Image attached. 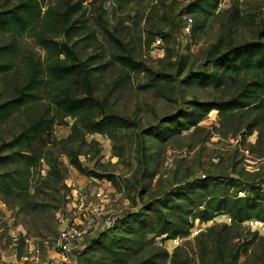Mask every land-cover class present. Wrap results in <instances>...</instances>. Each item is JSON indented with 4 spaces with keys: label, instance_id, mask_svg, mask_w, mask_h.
<instances>
[{
    "label": "rangeland",
    "instance_id": "1",
    "mask_svg": "<svg viewBox=\"0 0 264 264\" xmlns=\"http://www.w3.org/2000/svg\"><path fill=\"white\" fill-rule=\"evenodd\" d=\"M19 1L0 0V9ZM192 1L44 0L40 21L16 37L19 48L44 64L47 52L37 36L64 41V12L79 2L68 16L74 24L68 43L75 58L67 62H84L89 83L78 72L51 82L41 99L0 121V156L10 152L5 143L52 107L55 94L89 96L98 118L120 122L112 137L94 133L72 142L65 141L72 118L54 125L51 139L58 142L43 146L48 159H40L29 173L31 186L20 195L0 192V264H89V257L136 264L154 246L167 250L166 264H264V230L253 220L230 226L225 216L199 224L197 235L170 241L157 237L128 261L115 259L129 239L140 236L137 229L144 221L155 223L159 216L166 223L191 221L192 212L185 213L198 183L209 187L213 179L234 178L243 187L264 185V107L254 108L258 99L264 102V89L247 107L227 113L212 109L196 126L177 130L186 113L205 102L228 100L256 80L255 73L241 71L233 82L214 88L200 86L195 76L210 72L213 61L230 48L257 38L264 26V0H216L214 8L206 6L208 12L190 13L186 9ZM9 40V33H0V45ZM114 54L141 67L114 62ZM27 74L22 57H15L14 67L0 73V102L17 93ZM74 148L81 153L80 169L67 155ZM54 161L59 172L50 171ZM20 168L8 163L0 165V173ZM237 188L231 193L238 194ZM67 222L78 228L92 225L82 254L58 251L57 231ZM96 239L98 244L84 254Z\"/></svg>",
    "mask_w": 264,
    "mask_h": 264
},
{
    "label": "trees",
    "instance_id": "2",
    "mask_svg": "<svg viewBox=\"0 0 264 264\" xmlns=\"http://www.w3.org/2000/svg\"><path fill=\"white\" fill-rule=\"evenodd\" d=\"M44 0H20L16 5L6 9H0V33H9L10 40L0 45V73H6L14 67V58L22 57L28 70L24 84L17 90V93L0 102V121L6 120L20 107L30 102L41 99V93L51 84V82L62 81L69 78L74 73L83 74L85 84L89 83L88 75L90 70L84 62H67L69 58H75L72 45L69 41V30L74 28V24L69 21L68 16L78 10L79 2L69 5L64 12L62 24L66 25L64 30L65 40L62 42L37 36V43L47 52V61L43 64L40 58H36L31 51L21 49L16 43V37L22 35L27 29L36 26L43 17L42 2ZM121 2H131L133 0H119ZM216 0H194L186 9L187 12L203 13L209 8H214ZM206 6L209 8L207 9ZM45 11V10H44ZM48 11V10H46ZM50 12V11H49ZM193 31V29L191 28ZM114 62L135 70L140 64L121 55L112 56ZM213 69L210 72L198 74L195 81L200 86H212L218 88L222 84L231 83L235 76L241 71H250L257 76L256 80L247 83L242 90L234 97L225 101L205 102L194 111L186 113L183 123L177 130H186L196 126L199 121L212 109L222 113L232 110L242 109L257 101L260 92L264 89V26H262L257 38L235 47L230 48L223 56L216 58L212 63ZM141 67V66H140ZM219 69V70H218ZM221 69L224 73H219ZM256 99V100H255ZM260 98L254 108L264 107V102ZM51 105L47 106L37 118L33 119L17 135H15L5 146L10 150L6 155L0 156V165L16 163L22 169L5 171L0 173V192L3 194L20 195L21 191L27 190L31 186L28 176L32 169L36 168L40 159L46 158L47 152L44 145L58 142L52 138V129L58 122L66 117L73 119L70 125V133L65 141H74L86 134H105L113 136V129L120 122L118 118L103 116L98 118L94 112V102L89 96H70L55 94L51 97ZM188 119V121H187ZM45 139V140H44ZM48 139H51L48 141ZM44 140L40 149H34L33 144ZM41 144V143H40ZM81 153L77 148L70 149L67 155L70 163L80 169L78 157ZM48 161V160H47ZM50 171L59 172L58 164L54 161L49 164ZM204 182V181H203ZM211 182V181H210ZM212 186L199 184L193 190V195H189L191 205L186 210V215L192 212V220L186 219L182 222H164L161 216L154 222L144 221L137 229L140 236L129 239L120 255H116L117 262H125L131 256L137 255L145 249L147 245L154 243L157 237L170 241L177 236L190 234V229L194 226L195 220L200 224L210 221L218 216H225L231 219L230 226L241 224L247 220L258 221L259 226L264 230V193L261 185L239 186L234 178H229L218 182L212 180ZM238 187L236 192L241 191L243 196L237 193L232 194L231 189ZM223 226L225 228L230 226ZM137 233V232H136ZM102 235V234H101ZM151 235L150 238H146ZM85 248V253L91 250L92 244H98L96 240ZM93 246V245H92ZM110 250V245H105ZM154 252L140 259L136 264H166L168 252L161 246H154ZM83 252L81 251L80 254ZM79 254V255H80ZM89 264H115L113 262L102 263L99 258L89 257Z\"/></svg>",
    "mask_w": 264,
    "mask_h": 264
},
{
    "label": "built area",
    "instance_id": "3",
    "mask_svg": "<svg viewBox=\"0 0 264 264\" xmlns=\"http://www.w3.org/2000/svg\"><path fill=\"white\" fill-rule=\"evenodd\" d=\"M191 25L192 19L188 18L185 25V30L187 32L190 31ZM262 188L264 189V185H262ZM238 195L244 194L243 192L239 191ZM228 220H230V218H228ZM254 222L255 224L259 225L258 221L255 220ZM199 224V221L195 220L194 226L190 229V234L193 236L198 234L199 230L195 228L198 227ZM91 227V223L90 225L87 224L83 228H78L77 224L68 222L61 225L57 231V247L59 253L62 255H68L81 251L82 242L85 240V234Z\"/></svg>",
    "mask_w": 264,
    "mask_h": 264
}]
</instances>
